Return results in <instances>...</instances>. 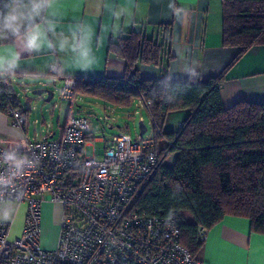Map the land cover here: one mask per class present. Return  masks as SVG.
<instances>
[{
  "label": "crops",
  "instance_id": "0c3cea01",
  "mask_svg": "<svg viewBox=\"0 0 264 264\" xmlns=\"http://www.w3.org/2000/svg\"><path fill=\"white\" fill-rule=\"evenodd\" d=\"M221 1L33 0L13 5L7 14L16 10L24 15L15 30L4 27L0 19V78L9 81L20 108L26 111V122L24 126L15 125L8 112L0 111V145L18 153L31 141L39 140L29 138L31 108L19 100L13 85L32 91L37 88L35 83L42 87L56 83L63 86L65 78L122 76L126 62L109 45L131 30H139L161 43L166 41L165 50L171 57L157 66L139 64L142 78L183 81L191 72L201 80L219 75L237 53L236 48L222 44ZM33 31L38 34L30 47L28 38ZM220 95L224 107L240 99L264 102V45L250 48L229 68ZM133 102L148 113L143 102ZM188 114V110L168 113L162 132L177 131ZM66 118L55 138L61 135ZM55 134L50 131L40 139ZM95 143L104 142L91 136L84 148L92 146L94 150ZM156 144L159 150L167 146L164 139ZM170 157L173 160L174 154ZM42 204L40 242L45 249H53L60 218L42 235L50 218L47 205L42 209ZM0 220L9 219L0 213ZM195 257L201 264H264V234L252 232L246 217L225 215L206 229Z\"/></svg>",
  "mask_w": 264,
  "mask_h": 264
},
{
  "label": "trees",
  "instance_id": "16d2710c",
  "mask_svg": "<svg viewBox=\"0 0 264 264\" xmlns=\"http://www.w3.org/2000/svg\"><path fill=\"white\" fill-rule=\"evenodd\" d=\"M32 1L0 0V19L13 5ZM221 6L222 44L237 53L215 77L201 80L191 72L183 81L142 78L139 64L157 66L171 57L166 41L131 30L109 45L126 62L122 76L74 78L73 97L90 96L114 106L127 107L135 100L146 105L159 163L139 184L133 208L150 215L176 211L180 241L194 256L203 243L199 230L225 215L246 217L252 232L264 234V102L240 99L224 107L220 95L229 68L250 48L264 45V0H222ZM3 79L0 111L23 109ZM177 110L189 114L177 131L163 133L168 113ZM159 139L167 142L163 150L157 148Z\"/></svg>",
  "mask_w": 264,
  "mask_h": 264
},
{
  "label": "built area",
  "instance_id": "2783aa9c",
  "mask_svg": "<svg viewBox=\"0 0 264 264\" xmlns=\"http://www.w3.org/2000/svg\"><path fill=\"white\" fill-rule=\"evenodd\" d=\"M74 87L65 78L59 97L72 100ZM8 110L13 124L25 125L23 109ZM91 132L86 116L69 111L58 138L31 141L18 153L0 145V202L26 204L19 236H10L12 219L0 220V264H201L180 241L176 211L150 215L133 208L139 184L159 163L153 136H99L106 146L97 159L83 153ZM47 201L62 209L53 249L40 242ZM205 236L200 229V239Z\"/></svg>",
  "mask_w": 264,
  "mask_h": 264
},
{
  "label": "rangeland",
  "instance_id": "374dc122",
  "mask_svg": "<svg viewBox=\"0 0 264 264\" xmlns=\"http://www.w3.org/2000/svg\"><path fill=\"white\" fill-rule=\"evenodd\" d=\"M37 88L42 87L35 83ZM18 93L19 100L26 106H30V124L28 126V135L30 139H40L45 137L50 131L56 134L51 138H55L60 128L69 114V111L86 116L92 126V136H105L110 138L113 135H130L133 139L139 135V123L142 122L146 126L145 136L153 135V128L150 123V117L143 106L132 102L129 106H114L96 98L75 95L72 100L59 97V90L62 86L58 83L53 84L50 88L53 90V97L50 101L44 102L37 95H33L30 91L20 88L17 85L12 86ZM49 88V87H45ZM106 143H95L94 150L92 146L84 148L85 156H94L100 159ZM172 158L165 161L166 164L172 163ZM0 207V213H3L8 219H12L11 237L19 236L23 221L26 215V204L16 202H4ZM48 207L50 218L47 226L41 231V234L48 233L53 227L52 223L58 218L61 219V204L57 202H44ZM21 214L23 217H21ZM46 228V229H45ZM50 234V233H49Z\"/></svg>",
  "mask_w": 264,
  "mask_h": 264
},
{
  "label": "clouds",
  "instance_id": "9594fccd",
  "mask_svg": "<svg viewBox=\"0 0 264 264\" xmlns=\"http://www.w3.org/2000/svg\"><path fill=\"white\" fill-rule=\"evenodd\" d=\"M24 13L14 10L13 12L6 14L2 18L3 26L6 28L16 29L19 26L20 20L23 18ZM38 31H33L28 38V44L32 47V40L34 36H37Z\"/></svg>",
  "mask_w": 264,
  "mask_h": 264
},
{
  "label": "water",
  "instance_id": "95a60500",
  "mask_svg": "<svg viewBox=\"0 0 264 264\" xmlns=\"http://www.w3.org/2000/svg\"><path fill=\"white\" fill-rule=\"evenodd\" d=\"M33 95H37L40 97L44 102H48L51 100L53 97V90L49 88L40 87V88H35L31 91ZM146 131V126L140 122L139 123V136L142 137Z\"/></svg>",
  "mask_w": 264,
  "mask_h": 264
}]
</instances>
